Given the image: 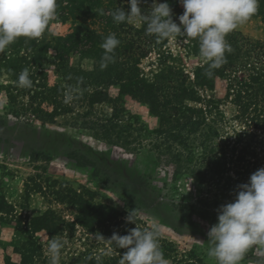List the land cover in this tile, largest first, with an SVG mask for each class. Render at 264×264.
<instances>
[{"label":"rangeland","instance_id":"obj_1","mask_svg":"<svg viewBox=\"0 0 264 264\" xmlns=\"http://www.w3.org/2000/svg\"><path fill=\"white\" fill-rule=\"evenodd\" d=\"M172 11L179 24L183 6L173 4ZM236 31L251 38L264 37L255 16ZM70 32V22L54 17L40 40L50 43ZM54 56L51 50L43 61L51 83L59 80L48 64ZM77 61L74 57L73 63ZM205 64L197 40L175 37L144 59L141 68L149 78L169 69L181 71L188 74V86L196 87V72ZM0 83V184L14 208L0 221V264H50L47 245L52 238L64 242L60 264H85L83 255L119 264L123 253L110 238L114 233L122 236L120 229L112 233L95 225L91 229L76 225L71 230L78 208L55 202L52 185L58 183L84 195L94 192L97 201L118 209L125 222L132 215L133 229L144 230L155 223L167 264H217L208 256L207 233L214 222L203 214L206 203L218 212L221 205L234 201L237 185L249 179L233 178L226 183L223 175L214 174L210 152L222 146L223 140H230L232 146L242 134L243 144L258 153V169L264 167V133L246 130L235 120V107L224 101L227 81L216 80L214 98L222 103L213 114L192 127V133L189 127L175 134L159 133L158 120L148 108L121 95L118 86L109 89L103 103H79L73 113L47 119L35 115L20 91L10 89L8 76L0 77ZM201 94L206 97V90ZM43 108L48 111V106ZM27 184L39 185L43 193L34 191L27 199ZM49 210L60 218L63 232L33 233L30 219ZM186 212L192 215L190 222ZM252 248L257 258H264V246ZM241 264L264 263L249 259Z\"/></svg>","mask_w":264,"mask_h":264},{"label":"trees","instance_id":"obj_2","mask_svg":"<svg viewBox=\"0 0 264 264\" xmlns=\"http://www.w3.org/2000/svg\"><path fill=\"white\" fill-rule=\"evenodd\" d=\"M164 2L171 8L173 4H178V0ZM57 5L55 17L64 23L70 22L72 32L50 43L21 37L0 53V77L6 75L11 79L10 89L20 91L27 98L36 116L55 119L73 113L79 103L86 102L90 106L103 103L109 89L118 86L121 95L148 108L158 120L159 133L175 134L185 132L189 127L192 133V127L200 125L205 118L207 120L222 103L221 100L216 101L213 94L216 80L222 79L228 83L224 101L235 107V120L246 130L264 133V37L251 38L236 30L229 33L226 40L232 52L225 53L227 62L213 70L211 78L206 75L207 63L201 66L196 72V87H190L188 74L181 71L169 69L152 78L143 72L142 61L161 51L168 39L157 42L154 35L146 34L147 25L143 23H114L112 13L116 9L130 11L128 0H57ZM139 6L142 12L148 14L155 6V0H140ZM254 16L260 19L264 31V0H259V9ZM173 19L176 22L174 14ZM113 33L121 43L116 49L115 61L102 68L104 50L101 44L105 37ZM51 50L55 56L48 64L55 68L59 79L54 83L50 82L51 75L44 68ZM74 57L78 61L73 63ZM84 63L92 66L85 67ZM25 68L33 81L31 88L17 85L18 76ZM69 89H75L72 93L74 99L66 104L65 95ZM203 90H206V97L201 94ZM44 105L48 106V111L44 110ZM238 136L232 146L230 140H223L228 144L223 143L210 152L214 156L211 159L214 174L223 175L222 180L226 183L232 182L233 178L247 180L258 169L257 151L243 144L242 134ZM52 188L55 202L78 208L71 230L76 225L87 229L95 225L112 233L120 229L124 236L133 229L131 222L121 219L118 209L97 201L94 192L84 195L70 185L60 183L52 185ZM34 191L43 193L39 185L34 188L27 184L26 198L30 199ZM13 212V205L7 202L0 184V221ZM203 214L206 220L217 223V212L208 203ZM185 215L190 222L192 215L188 212ZM60 222L54 211L49 210L42 216L31 218L29 225L33 233L44 231L56 234L63 232ZM121 251L124 253L126 249ZM254 253V249L250 248L243 260L258 259L264 263V258H257ZM83 256L85 264H108L92 255Z\"/></svg>","mask_w":264,"mask_h":264},{"label":"clouds","instance_id":"obj_3","mask_svg":"<svg viewBox=\"0 0 264 264\" xmlns=\"http://www.w3.org/2000/svg\"><path fill=\"white\" fill-rule=\"evenodd\" d=\"M184 8L179 24L173 19V11L167 2L156 3L148 14L142 12L140 0H128L130 11L116 9L112 13L116 24H146V34L154 35L157 42L175 37L197 40L199 54L207 63L206 75L227 62L225 53L232 48L226 37L253 17L259 9V0H178ZM57 0H0V53L18 38L39 40L50 21L56 16ZM121 41L116 35L104 38L101 48V67L115 61L116 49ZM17 85L31 88L33 81L27 68L23 69ZM75 89H69L65 103H70ZM133 221L132 215L126 218ZM208 256L217 264H241L247 251L254 245L264 246V167L250 175L247 183L237 185L235 199L220 206L217 223L207 233ZM159 227L152 223L141 230L138 226L129 234H113L110 241L120 249H126L119 264H167L161 250ZM98 238L103 239L102 236ZM64 242L52 238L47 245L50 264H60Z\"/></svg>","mask_w":264,"mask_h":264}]
</instances>
